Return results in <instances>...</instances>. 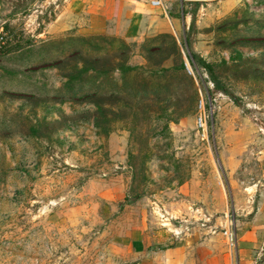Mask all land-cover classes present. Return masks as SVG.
<instances>
[{
    "label": "rangeland",
    "instance_id": "374dc122",
    "mask_svg": "<svg viewBox=\"0 0 264 264\" xmlns=\"http://www.w3.org/2000/svg\"><path fill=\"white\" fill-rule=\"evenodd\" d=\"M60 1L0 0V264H114L136 224L225 248L256 172L230 150L264 141V0L188 2L140 38L61 29Z\"/></svg>",
    "mask_w": 264,
    "mask_h": 264
},
{
    "label": "crops",
    "instance_id": "0c3cea01",
    "mask_svg": "<svg viewBox=\"0 0 264 264\" xmlns=\"http://www.w3.org/2000/svg\"><path fill=\"white\" fill-rule=\"evenodd\" d=\"M193 1L203 0H161L162 4L157 6L150 0H62L56 3L57 21L61 29H75L82 35L140 38L175 34L180 12L183 15L188 2ZM187 19L186 16L185 21ZM251 143L239 141L231 148L227 161L231 169L242 167L244 161H256V172L240 179L242 185L234 189V195L239 198L235 203L238 217L234 218L235 252L225 239V248L216 251L212 247L213 252L204 258L191 251L192 243L185 236L167 234L158 224H136L126 233V238L122 234L114 237L113 247L117 253L114 264H264V141L256 144L260 145L258 147ZM236 149L240 157H236ZM202 243L217 246L207 241Z\"/></svg>",
    "mask_w": 264,
    "mask_h": 264
},
{
    "label": "trees",
    "instance_id": "16d2710c",
    "mask_svg": "<svg viewBox=\"0 0 264 264\" xmlns=\"http://www.w3.org/2000/svg\"><path fill=\"white\" fill-rule=\"evenodd\" d=\"M192 56L195 59L197 65L203 68L207 72L208 76L210 77L211 82L213 83L212 90H209L210 94H213L215 92H221L225 95H228L231 99H233V101L238 102V98L235 95H233L231 92H229L226 89L223 82L218 78V75L216 74L213 64L210 62H207L204 58H202L198 54H192Z\"/></svg>",
    "mask_w": 264,
    "mask_h": 264
},
{
    "label": "built area",
    "instance_id": "2783aa9c",
    "mask_svg": "<svg viewBox=\"0 0 264 264\" xmlns=\"http://www.w3.org/2000/svg\"><path fill=\"white\" fill-rule=\"evenodd\" d=\"M152 5H161L162 2L161 0H150ZM199 124L200 126H202V120H199ZM222 234L226 237L228 244L231 248L237 249V233H236V227H235V219L234 217L227 220V224H225V226H223L222 228Z\"/></svg>",
    "mask_w": 264,
    "mask_h": 264
}]
</instances>
